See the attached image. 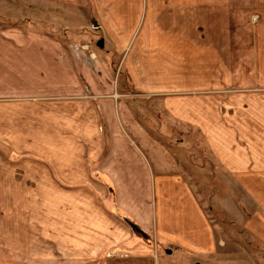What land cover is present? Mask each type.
I'll return each mask as SVG.
<instances>
[{"label":"crops","instance_id":"0c3cea01","mask_svg":"<svg viewBox=\"0 0 264 264\" xmlns=\"http://www.w3.org/2000/svg\"><path fill=\"white\" fill-rule=\"evenodd\" d=\"M129 3L130 13L152 18L150 43L161 29L169 48L139 41L134 50L130 34L135 82L164 98L168 120L199 124L218 150L221 179L249 200L247 217L237 208L241 226L264 245V0ZM112 9L107 20H123L124 7ZM186 19L191 25L179 28ZM101 103H76L68 127L58 101L41 113L32 103L0 111V245L36 260L111 254L128 257L125 264H157L155 238L194 258L216 256L215 229L180 159L147 118L120 116L117 124Z\"/></svg>","mask_w":264,"mask_h":264},{"label":"rangeland","instance_id":"374dc122","mask_svg":"<svg viewBox=\"0 0 264 264\" xmlns=\"http://www.w3.org/2000/svg\"><path fill=\"white\" fill-rule=\"evenodd\" d=\"M112 6L124 7L123 20L119 15L116 20H107L112 18ZM128 6L129 0H0V111L6 110L8 104L32 103L38 105L41 113L58 101L65 108L68 127V121L77 116L72 107L93 99L106 102L114 123L120 116L131 120L137 116L147 118L152 135H160L159 140L180 159V166L215 229L218 249L216 256L208 253L194 258L154 238L157 264H264V245L241 226L242 219L237 215V208L246 217L251 213L249 200L244 193L240 195L233 181L221 179L218 150L211 149L208 136L197 127L199 124L168 120L164 98L148 95L142 87L147 86L145 82H135L130 34H135L134 42L137 40L134 50L139 41H148L146 48L156 45L161 52L167 41H163L160 29L158 41L150 43L153 27L148 23L152 18L145 10L142 16L137 9L130 13ZM99 7L106 16L103 21L97 13ZM124 14H130L132 19ZM137 23L140 26L136 31ZM186 25H191L187 19L178 27ZM102 39L105 45L99 48ZM178 46L176 42L170 47L174 50ZM9 98L16 100L4 101ZM193 107L198 110L199 104ZM153 116L161 122H154ZM109 143L107 139V150L111 149ZM96 145L93 143L92 147ZM134 232L138 234L137 229ZM167 248L175 249L174 253L168 255ZM9 249L0 245V264H125L123 260L128 259L125 255L109 254L59 262L46 255L29 259ZM49 250L46 247L43 251Z\"/></svg>","mask_w":264,"mask_h":264},{"label":"water","instance_id":"95a60500","mask_svg":"<svg viewBox=\"0 0 264 264\" xmlns=\"http://www.w3.org/2000/svg\"><path fill=\"white\" fill-rule=\"evenodd\" d=\"M103 46H104V41L101 40V42L98 44V47H99V48H102Z\"/></svg>","mask_w":264,"mask_h":264}]
</instances>
